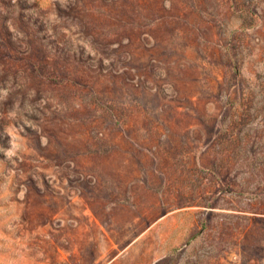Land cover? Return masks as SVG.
Here are the masks:
<instances>
[{"label": "rangeland", "instance_id": "1", "mask_svg": "<svg viewBox=\"0 0 264 264\" xmlns=\"http://www.w3.org/2000/svg\"><path fill=\"white\" fill-rule=\"evenodd\" d=\"M0 264H264V0H0Z\"/></svg>", "mask_w": 264, "mask_h": 264}]
</instances>
